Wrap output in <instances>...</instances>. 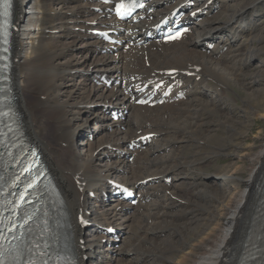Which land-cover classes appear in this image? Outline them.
Segmentation results:
<instances>
[{"label":"bare ground","instance_id":"6f19581e","mask_svg":"<svg viewBox=\"0 0 264 264\" xmlns=\"http://www.w3.org/2000/svg\"><path fill=\"white\" fill-rule=\"evenodd\" d=\"M180 1L153 0L157 5L154 16L160 10H171ZM195 1L207 10L219 6L217 14L193 21L190 33L181 40L165 44L152 40L139 45L137 36L151 21L148 17L131 24L115 22L103 12L104 6L98 12L89 8L99 5L97 0H14L11 86L26 132L39 146L63 192L80 264H224L230 258V247L253 202L255 182L264 170V136L259 137L254 150L250 145H221L248 163L245 177H237V170L229 169L213 176L195 169L192 173L183 167L179 152L173 148L187 130L207 137L203 128L208 121L199 120L200 111L208 112L210 107L216 110L215 103L222 102L229 83L235 84L241 40L251 37L259 16L254 5L235 7L229 0ZM67 10L69 13L65 14ZM92 21L108 23V28H125L120 34V39H125L124 52L118 50V44L106 45L88 34L85 29ZM228 21H233V25L228 27ZM50 29L61 32L65 42L51 38ZM212 39L215 43L211 55L195 49L196 42ZM86 45L92 48L85 49ZM248 54L241 60L242 68L250 66L253 56L249 58ZM227 62L232 65L225 68ZM117 70L118 76L125 79L121 87H107L95 81L98 72L114 77ZM167 70L172 72L171 79L181 83L185 97L154 108L135 105L128 87L137 80L168 78ZM263 78L264 73L258 72L251 77L249 86H259ZM208 79L219 80L222 88L214 92V83H208ZM32 89L38 94L29 95ZM251 103L245 102L250 115L264 118V96L258 107ZM118 104L128 110L127 119L119 123L103 108ZM95 124L100 125L98 129H94ZM96 131L102 132L96 135ZM149 132L154 137L148 147L136 152L129 165L110 150L112 146L123 148L124 141L137 133ZM260 132L261 129L257 135ZM90 134H94L91 140ZM166 150L172 151L174 158L170 153L162 154ZM174 159L178 162L173 163ZM185 176L192 177L195 188L207 186L210 180L230 182L233 186L228 183L226 192H210L205 200L208 209L202 211L198 205L190 204L191 196L186 204L175 200L174 195L180 196L175 184ZM149 177L159 182L137 183ZM166 177L170 178L168 184L163 183ZM112 178L135 187L140 194V206L132 216L126 212L129 208L125 204L108 194ZM79 216L97 223L83 226L77 220ZM205 219V224L197 225ZM127 222L130 235L124 244H129V248H114L113 241L103 239L95 227L126 228Z\"/></svg>","mask_w":264,"mask_h":264},{"label":"rangeland","instance_id":"374dc122","mask_svg":"<svg viewBox=\"0 0 264 264\" xmlns=\"http://www.w3.org/2000/svg\"><path fill=\"white\" fill-rule=\"evenodd\" d=\"M261 1L262 0H237V1L229 0L230 5L233 4V6H235V7H238L240 5H244V6L245 5H247V6L254 5V6H256V9L258 10V16H259L257 23H256L257 29L251 34V37H249L248 39L241 40L240 44L242 45V48H241V50H239L237 52L238 53L237 58H239L240 61L235 66V75H234V79H235L234 83L235 84L229 83V86H228L229 89L225 91L226 94L224 93L227 97L223 94L222 102H220L218 104L215 103L216 105L214 107H216L217 111L214 110L212 107H210L211 110L208 111L209 113L207 111H200V114H201V112H202V114H201V117L199 120H202V121L204 120L203 122L208 121L207 122L208 126L207 127L205 126L203 128L204 130H206L204 133H207V137L203 136V138H202V135L200 132L197 131V134H195L191 130H187L183 134V136H182L183 139H182V137L179 136V138L182 139L183 141L179 140V138L177 137V140H179L177 142L178 145H176L174 147L173 151L176 150L175 152H177V151L179 152V156H178L179 161H182L184 163L183 167H185L186 169L189 168L192 171V173L195 169L197 173L203 172L205 174H208L209 176H213L214 173H217V172L225 173L229 169L230 171L237 170L236 171L237 177H245L249 171V168H250L248 163L246 161H243V160L241 161V159H238L237 157H234L232 155L231 150H225L224 147H221V145H223V144H233L236 146L250 145L253 148L252 150H254L255 145L259 144V137L264 136V118L263 117H255V118L252 117V115H250V109L246 108V105H245V102L247 101L250 103L252 102L251 103L252 105H254L255 107H258L259 104H261V102L263 100V96H264V90H263L264 89V81H262L259 86H257V85L249 86V84L251 83L250 81H251L252 76H255V74L257 75L258 72L264 73V62H263L264 61V1L263 2H261ZM219 9H223V7L219 8ZM103 11H104V9H103ZM68 13H69V10H67L65 12V14H68ZM212 16H214V15H212ZM227 25H228V27L230 25L232 26L233 21H228ZM53 29H56V28H53ZM53 29L48 30V33L50 34V36H53L51 38H56L60 42H65L64 36L61 34V32H59V31L54 32ZM51 30H53V31H51ZM85 31H86V29H85ZM43 40H46V38ZM198 44H199V42L195 43V49L197 48L196 50H200L202 53H206L205 51H202L200 49V46L198 48V46H197ZM123 45H119V47H120L118 49L119 51L123 50L122 52H124ZM84 48L90 49L92 47L90 45L89 46L86 45ZM246 49L249 50V53H251V54H248V51ZM254 49H256V50H254ZM253 51H256L255 55H252ZM207 54L211 55V52L207 53ZM247 54H248L249 58L253 56V58H252L253 61L251 60L250 66H247L246 68L245 67L242 68L244 60L243 61H241V60ZM119 58H120L119 63H121L122 62L121 56ZM259 60H261V63L258 64L257 62ZM227 63H225L227 65H224L225 68H226V66L232 65V64H229V62H227ZM257 65H259V66H257ZM121 66H122V64H121ZM91 70L93 71L94 68ZM119 70H117L114 78L116 80L118 79L117 85L121 87L122 83L125 82V79H124L123 75H122L123 78L118 76ZM256 70H257V72H256ZM98 73H100V72H98ZM243 73H245V74H243ZM84 75H87V74H84ZM263 80H264V78H263ZM207 82L211 83V84L212 83L216 84V86L213 84L214 92H218L219 88L220 87L222 88L221 83H218L220 81L217 79H212V80L208 79ZM238 86H240V88H238ZM76 89H78V88H76ZM36 91L37 90L32 89L31 91H29L28 94L29 95H37L38 93H35ZM258 91H260V92H258ZM248 95H257V96L255 98H252V97H249ZM246 98L247 99L249 98V99L247 100ZM243 101H244V103H243ZM259 101H261V102H259ZM99 126L100 125L95 124L94 129H98ZM259 129H261V132L259 135H257L258 134L257 131ZM101 132L102 131H100V132L96 131L95 134L97 135V134H100ZM239 136H240V138H239ZM228 142H230V143H228ZM179 143H181L180 145H183V146L182 147L179 146ZM115 149H118V150L115 151ZM110 150L114 154H120L121 158H123V155L121 153L127 151L128 149H127V147L125 145V141H124V147L123 148H118V147L112 146V148ZM117 151H118V153H117ZM212 151H214V152H212ZM135 155H136V153H135ZM169 155H171V157L174 158V156H172V151H170ZM134 159H135V156L132 158V160L130 162L126 161L125 159L124 160L129 165L131 162L134 161ZM178 159H174L173 163H177ZM198 163H199V165H198ZM186 173H189V172H186ZM185 178L186 179H184L182 182H177V184H175L176 188H178V190H180V196L174 195L176 198L175 200H177L178 202H181V203L183 202L184 204H186L185 202L189 201V199H190L189 197L191 196V197H193V201L190 200L189 201L190 204L198 205L199 208H202V211H204V209H208V206L206 205L205 200L209 199V193L210 192L212 193V195H213V193H215L214 191H216V190L218 192H226L228 183H229L228 185L233 186V183H230V182H227V183H224L221 181L220 182L219 181L212 182L210 180L209 184L207 183L208 184L207 186L203 185V186H199V187L195 188L193 186L192 180L190 179L192 177L185 176ZM189 181H191V182H189ZM225 187H226V189H225ZM197 190H199V192ZM167 194H168V190H167ZM194 196L196 198H198V200L195 199ZM138 205L140 206V204H138ZM138 205L135 209L134 208L131 210L127 209L126 212L129 211L128 213L132 216L135 213V210L139 207ZM239 215H240V213H239ZM207 220L208 219H205L204 221L202 220L199 223H197V225L202 226L203 224H205L207 222ZM128 223L129 222L126 223V228L115 227V228H119L122 235L118 236V239L114 242V244H113L114 248H117V247L118 248H121V247L129 248V244H126V243L124 244V241H125L124 239H127L126 237L128 235H130V230H129L130 229V223L129 224ZM191 226H193V225H191ZM163 236H164L163 234H160L161 238H164Z\"/></svg>","mask_w":264,"mask_h":264},{"label":"snow or ice","instance_id":"6c2138e0","mask_svg":"<svg viewBox=\"0 0 264 264\" xmlns=\"http://www.w3.org/2000/svg\"><path fill=\"white\" fill-rule=\"evenodd\" d=\"M5 6H7V0H5Z\"/></svg>","mask_w":264,"mask_h":264}]
</instances>
